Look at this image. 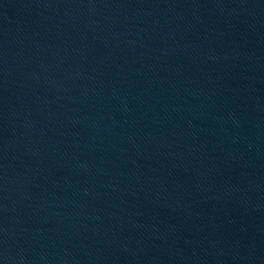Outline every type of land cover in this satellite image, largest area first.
Listing matches in <instances>:
<instances>
[{
  "label": "water",
  "instance_id": "95a60500",
  "mask_svg": "<svg viewBox=\"0 0 264 264\" xmlns=\"http://www.w3.org/2000/svg\"><path fill=\"white\" fill-rule=\"evenodd\" d=\"M0 264H264V0H0Z\"/></svg>",
  "mask_w": 264,
  "mask_h": 264
}]
</instances>
